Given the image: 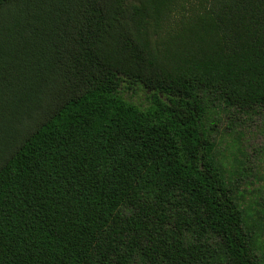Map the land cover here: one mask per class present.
<instances>
[{
    "label": "trees",
    "instance_id": "1",
    "mask_svg": "<svg viewBox=\"0 0 264 264\" xmlns=\"http://www.w3.org/2000/svg\"><path fill=\"white\" fill-rule=\"evenodd\" d=\"M222 106L264 111V0H0V264H264Z\"/></svg>",
    "mask_w": 264,
    "mask_h": 264
},
{
    "label": "rangeland",
    "instance_id": "2",
    "mask_svg": "<svg viewBox=\"0 0 264 264\" xmlns=\"http://www.w3.org/2000/svg\"><path fill=\"white\" fill-rule=\"evenodd\" d=\"M148 95L140 86L125 93L137 105H147ZM208 126L217 143L219 159L231 177L243 174L239 186L246 197V210L259 209L264 197V111L245 113L222 106Z\"/></svg>",
    "mask_w": 264,
    "mask_h": 264
}]
</instances>
